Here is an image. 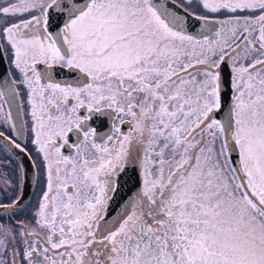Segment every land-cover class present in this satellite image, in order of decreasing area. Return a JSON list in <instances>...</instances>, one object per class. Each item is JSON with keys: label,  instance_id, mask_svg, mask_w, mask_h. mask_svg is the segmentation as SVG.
Wrapping results in <instances>:
<instances>
[{"label": "snow or ice", "instance_id": "1", "mask_svg": "<svg viewBox=\"0 0 264 264\" xmlns=\"http://www.w3.org/2000/svg\"><path fill=\"white\" fill-rule=\"evenodd\" d=\"M0 58V264H264V0H0Z\"/></svg>", "mask_w": 264, "mask_h": 264}, {"label": "flooded vegetation", "instance_id": "2", "mask_svg": "<svg viewBox=\"0 0 264 264\" xmlns=\"http://www.w3.org/2000/svg\"><path fill=\"white\" fill-rule=\"evenodd\" d=\"M7 71L9 69V60L4 58ZM8 105H4V112L8 111ZM13 112L17 116V112L15 106L12 109ZM21 119H24V109L20 111ZM14 118V115H13ZM124 130H126V126H124ZM0 131H5L6 135L15 137L18 143L26 146V152H20L17 149V153H15V148L12 146L11 148H6L2 144H0V158L5 162V169L9 175L8 182H11L15 186V191L11 192V195L14 197H18L21 192V187L23 185L25 177H27L28 182L33 180V187L31 189L29 200L26 204L27 207H23V211L20 209L17 210L19 216L16 218H29L32 209L35 207L37 201L39 200L40 193L43 189L44 184V174H43V167L41 164V160L39 155L34 151L33 145L31 144V136L26 131L23 136L18 135L15 132L9 130V128L4 127L0 128ZM102 131H107L104 128ZM74 137L70 136V142L73 140ZM65 154H68V150H64ZM23 158V161L19 159ZM26 175V176H25ZM3 202H10L6 199ZM0 217H3V214H0ZM7 219H0V223H8Z\"/></svg>", "mask_w": 264, "mask_h": 264}, {"label": "water", "instance_id": "3", "mask_svg": "<svg viewBox=\"0 0 264 264\" xmlns=\"http://www.w3.org/2000/svg\"><path fill=\"white\" fill-rule=\"evenodd\" d=\"M8 76L7 66L5 63L4 58H0V78H6ZM14 120L16 119V115L13 112ZM21 118V117H20ZM19 120H17V123L19 124ZM105 130L108 131L107 127H104ZM124 130V128H123ZM0 144L5 146L6 148H11L12 145L4 138H0ZM15 153H17V149H15ZM20 161H23V158L19 159ZM26 176V175H25ZM140 183L139 173L138 171H133L131 168L127 171V174L123 175L120 180L121 189L118 193V200L117 202H122L125 197L130 195L132 192L136 191ZM33 187V180L31 179V182H28L27 177H25L23 185H22V194H23V203L21 205V208H23L30 197L31 189ZM21 195V192H20ZM19 195V196H20ZM19 210V209H17ZM3 214V213H0Z\"/></svg>", "mask_w": 264, "mask_h": 264}, {"label": "rangeland", "instance_id": "4", "mask_svg": "<svg viewBox=\"0 0 264 264\" xmlns=\"http://www.w3.org/2000/svg\"><path fill=\"white\" fill-rule=\"evenodd\" d=\"M9 175L5 169V162L0 158V190L5 188V182H8ZM7 198L0 191V201H5ZM4 215V214H3Z\"/></svg>", "mask_w": 264, "mask_h": 264}]
</instances>
